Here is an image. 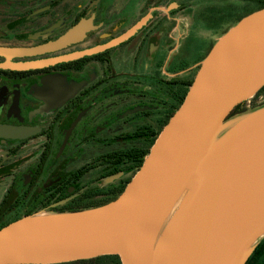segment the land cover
<instances>
[{"label":"flooded vegetation","instance_id":"obj_1","mask_svg":"<svg viewBox=\"0 0 264 264\" xmlns=\"http://www.w3.org/2000/svg\"><path fill=\"white\" fill-rule=\"evenodd\" d=\"M206 1L212 13L227 3L235 22L264 8L0 0V228L98 207L123 191L219 37L205 35L221 28L202 14Z\"/></svg>","mask_w":264,"mask_h":264},{"label":"water","instance_id":"obj_2","mask_svg":"<svg viewBox=\"0 0 264 264\" xmlns=\"http://www.w3.org/2000/svg\"><path fill=\"white\" fill-rule=\"evenodd\" d=\"M262 86L264 8L214 42L183 101L114 200L3 226L0 264H56L107 254H117L121 264H244L264 236V106L241 112L232 128L220 131L235 118L232 109ZM201 163L202 174L160 256L164 221Z\"/></svg>","mask_w":264,"mask_h":264},{"label":"bare ground","instance_id":"obj_3","mask_svg":"<svg viewBox=\"0 0 264 264\" xmlns=\"http://www.w3.org/2000/svg\"><path fill=\"white\" fill-rule=\"evenodd\" d=\"M237 118L230 119L222 124V130L220 132H223L224 130L227 131L230 128H232L235 125V122ZM204 163L200 164V166L193 172V174L188 179L187 183L183 187L182 191L180 192L179 196L175 200L173 206L171 207L164 224L162 226L159 240H158V254L162 256L165 252V249L167 247L170 235L172 233V230L175 227V224L177 222V219L179 217V214L186 203L187 199L189 198L195 184L197 183L198 179L200 178L202 171H203Z\"/></svg>","mask_w":264,"mask_h":264},{"label":"rangeland","instance_id":"obj_4","mask_svg":"<svg viewBox=\"0 0 264 264\" xmlns=\"http://www.w3.org/2000/svg\"><path fill=\"white\" fill-rule=\"evenodd\" d=\"M201 12L202 14L206 15L208 18V24L210 26H220L221 28L220 29H208L207 32L205 33V35L210 39L213 35L216 37V36H221L223 33V29H227L228 27H232L236 22V18L235 17V14L236 12L233 11L232 9H230L227 5V3H219L214 11V13H212L211 11V8L209 7L210 4L206 1V2H203L201 3ZM218 10L220 11L218 13ZM218 15V16H217ZM215 18H212L214 17ZM239 21V20H238ZM235 22V23H234ZM228 28V29H229ZM227 29V30H228ZM226 30V31H227ZM225 31V32H226ZM222 33V34H221ZM218 37V38H219ZM213 38V37H212ZM211 40V39H210ZM193 54V51L189 52V55H192ZM249 100L246 99V102H245V109L241 112H250V111H254V110H257L259 109L260 107H263L264 106V100L262 99V97H259L258 100L256 101L255 105L252 106L249 102ZM241 112H236V113H233L231 114L230 116L232 117H235V116H238V115H241L242 113Z\"/></svg>","mask_w":264,"mask_h":264},{"label":"trees","instance_id":"obj_5","mask_svg":"<svg viewBox=\"0 0 264 264\" xmlns=\"http://www.w3.org/2000/svg\"><path fill=\"white\" fill-rule=\"evenodd\" d=\"M259 97L264 100V86H262L248 102L254 106ZM246 100L237 104L231 111L230 114L241 112L245 109ZM114 263L120 264V260L117 254L101 255L88 259H78L68 262L56 263V264H106ZM244 264H264V236L257 242Z\"/></svg>","mask_w":264,"mask_h":264}]
</instances>
